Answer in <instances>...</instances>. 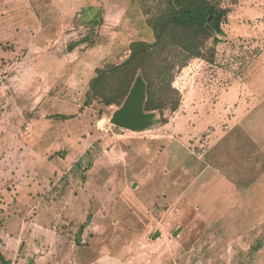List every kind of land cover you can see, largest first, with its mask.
<instances>
[{
    "label": "rangeland",
    "instance_id": "1",
    "mask_svg": "<svg viewBox=\"0 0 264 264\" xmlns=\"http://www.w3.org/2000/svg\"><path fill=\"white\" fill-rule=\"evenodd\" d=\"M126 1L0 0V264H264V0H209L220 33L165 35L142 132L110 120L143 72L119 105L131 76L108 71L169 4ZM234 84L245 126L221 107Z\"/></svg>",
    "mask_w": 264,
    "mask_h": 264
},
{
    "label": "trees",
    "instance_id": "2",
    "mask_svg": "<svg viewBox=\"0 0 264 264\" xmlns=\"http://www.w3.org/2000/svg\"><path fill=\"white\" fill-rule=\"evenodd\" d=\"M166 3L169 4V9L168 12H166V15L157 16L151 22L150 31L154 40L151 43L144 41H134L131 43L129 47L132 46L133 50L131 51L130 56L120 65L112 66V68H110L108 71V73H112L114 75L115 73H119L123 74L124 77L129 75L131 76L129 86L124 85L122 95L118 99L120 100L118 103L119 105L127 96L134 81L135 73H131V71H133V65L136 64V68L143 72V76L148 83L146 91L147 98L144 106L145 111L149 112L162 109L165 106L164 101L167 98H161L159 103L156 101V90L158 87L155 83H153L152 80L147 79L146 74V70L149 69L158 76H168L169 73L174 69L172 65L167 63V60L162 58L163 55H167L168 58L171 57L172 53L170 49L171 47L173 48L175 46V44H173L174 42L166 43L165 35L172 33L175 35V31L188 32V36L189 34L193 33V36L187 37L188 40H191L192 38V42H196L200 37L209 35L206 25L207 20L212 16H215V18L211 24V28L216 33H220L219 21L225 17V13L217 8V6L211 1L166 0ZM179 36L182 35H178L176 37ZM196 49L197 48L195 46H189V52L192 55L199 54ZM104 68L105 67L95 70V76L89 82L91 90H95L98 82L103 79ZM111 103H113V100L108 99L107 104L110 105ZM172 109H175V106L172 107Z\"/></svg>",
    "mask_w": 264,
    "mask_h": 264
},
{
    "label": "water",
    "instance_id": "3",
    "mask_svg": "<svg viewBox=\"0 0 264 264\" xmlns=\"http://www.w3.org/2000/svg\"><path fill=\"white\" fill-rule=\"evenodd\" d=\"M206 28L211 31L209 25ZM146 98V84L142 78H137L123 105L113 113L111 124L132 132H142L150 128L154 117L144 109Z\"/></svg>",
    "mask_w": 264,
    "mask_h": 264
},
{
    "label": "crops",
    "instance_id": "4",
    "mask_svg": "<svg viewBox=\"0 0 264 264\" xmlns=\"http://www.w3.org/2000/svg\"><path fill=\"white\" fill-rule=\"evenodd\" d=\"M57 1H59V0H57ZM126 5H127L126 6V10L127 11H128V9H132V7H133V5L130 3V0L126 1ZM129 5H131L132 7L130 8ZM59 11H61V13H62L63 10H59ZM61 13L59 14V20L57 21V26H60L61 23H64V20L67 19V18H63L61 16ZM125 14L127 15L126 11H125ZM46 18H47V15L44 16L42 18V20H45ZM121 20H122V18H121ZM96 24L97 25H100V24L103 25L101 20L98 23H96ZM119 25H120V23H119ZM148 34L151 35V32H149ZM79 42H87V39L79 40ZM131 43H133V41ZM77 46L78 45L76 44L75 47H77ZM98 68H99V66L95 67V69L93 70V72H94L93 74H95V70L98 69ZM249 90L250 89H249L248 86L243 85V89H242L243 92H245V91L248 92ZM240 91H241V88L239 87L238 84H234L232 87H230L228 89V91L223 93L222 96H221V107H228L231 112L234 111L235 114H234L233 117H231L232 122L240 123L241 126H245V123H247L248 119L250 118V112H248V108H250V104H249V102H247L246 98L241 99V100L239 99V94H240L239 92ZM245 131H246L245 134L248 136V134H249L248 129H246ZM235 149H237V148H235ZM233 150H234V147H233Z\"/></svg>",
    "mask_w": 264,
    "mask_h": 264
}]
</instances>
